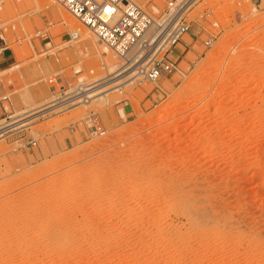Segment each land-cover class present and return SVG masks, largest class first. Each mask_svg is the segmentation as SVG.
<instances>
[{
    "label": "rangeland",
    "instance_id": "374dc122",
    "mask_svg": "<svg viewBox=\"0 0 264 264\" xmlns=\"http://www.w3.org/2000/svg\"><path fill=\"white\" fill-rule=\"evenodd\" d=\"M133 1L158 15L168 0ZM193 2L178 71L41 115L25 129L36 148L0 139V264H264V2ZM62 11L74 17L55 0H0L14 52L0 97L17 114L115 76Z\"/></svg>",
    "mask_w": 264,
    "mask_h": 264
},
{
    "label": "built area",
    "instance_id": "2783aa9c",
    "mask_svg": "<svg viewBox=\"0 0 264 264\" xmlns=\"http://www.w3.org/2000/svg\"><path fill=\"white\" fill-rule=\"evenodd\" d=\"M55 1L94 33L100 42L114 51L123 62V70H132L135 80L144 79L154 83L179 70L177 60L170 58V54L178 48L184 36L192 29L190 10L194 5V0H168L165 8L158 15L147 11L133 0ZM258 1H260L259 5L264 2V0ZM70 37L72 40H77L79 34L70 33ZM205 44L210 46L212 41L208 40ZM50 82H54V79ZM98 82L90 84L85 80H80L68 86L64 85L61 89V94H65L62 97L64 99L61 100L58 97L56 101L58 99L60 101L55 104L84 94ZM55 92L57 93L56 90ZM78 99L87 102L90 100L89 94ZM12 105L11 95L0 97L2 115L5 114L3 123H0V139L15 134L18 135L17 139L23 140L17 149L36 148L38 142L34 138L25 141L27 139L25 129L30 126L28 125L30 122L41 115H36V110L23 115L17 114L12 110ZM87 119L92 134L104 135L106 133L94 113ZM17 120H19L18 123ZM14 121L16 123L11 124Z\"/></svg>",
    "mask_w": 264,
    "mask_h": 264
},
{
    "label": "bare ground",
    "instance_id": "6f19581e",
    "mask_svg": "<svg viewBox=\"0 0 264 264\" xmlns=\"http://www.w3.org/2000/svg\"><path fill=\"white\" fill-rule=\"evenodd\" d=\"M35 1L47 2V0H35ZM62 19H63L64 23H66L68 25L70 23V26H72V27L73 26L78 27L79 25H80V27L83 26V24H81V22H79L78 19H75L74 17L72 18L71 16L63 13V11H62ZM72 27H70L72 34H79V39H80L81 35L79 32V29H75V28L73 29ZM80 31H81V29H80ZM82 38H81V40H85V43L89 42V41H86V39L87 38L90 39V37H87L85 39L84 38L82 39ZM100 45L103 47L102 55H103V57L105 59V63H106L104 66L107 69V71L109 72V76H112V75H115V76L112 78H109V79L107 78L106 80H104V81H102L96 85L91 86V88L87 92H85L84 94H82L80 96H75V97H72V98H69V99L62 101L60 104H53V105L48 106L47 108H43V109L37 111L36 115H45L48 112H50L51 110H54L55 108H57L59 106L69 104V103H72V104L80 103L78 105L82 106V105L89 104L91 102V100L94 98H98L100 100L106 99V98H108V96H110L112 93H114V91H116L117 88L118 89L119 88L120 89L125 88L128 84H130L131 82H133V80H135V76L132 74V70H121L122 68H120V66H119L120 64H118L119 62H117L115 60V58L113 56H111V49L109 47H107L105 44H103L102 42H99V46ZM87 94H89V99H90L89 101L83 102L82 100L78 99L79 97H81L83 95H87ZM18 122H19V120H17V123ZM14 123H16V121L12 122L11 124H14ZM15 125H17V124H15Z\"/></svg>",
    "mask_w": 264,
    "mask_h": 264
},
{
    "label": "crops",
    "instance_id": "0c3cea01",
    "mask_svg": "<svg viewBox=\"0 0 264 264\" xmlns=\"http://www.w3.org/2000/svg\"><path fill=\"white\" fill-rule=\"evenodd\" d=\"M14 62V52L9 46L0 47V69L10 67ZM9 69V68H8ZM7 69V70H8ZM125 113H129V108L126 107Z\"/></svg>",
    "mask_w": 264,
    "mask_h": 264
}]
</instances>
